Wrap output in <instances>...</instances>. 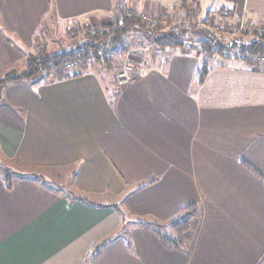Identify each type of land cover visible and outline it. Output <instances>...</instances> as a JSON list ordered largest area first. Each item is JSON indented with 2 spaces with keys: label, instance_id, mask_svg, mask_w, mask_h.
Segmentation results:
<instances>
[{
  "label": "crops",
  "instance_id": "1",
  "mask_svg": "<svg viewBox=\"0 0 264 264\" xmlns=\"http://www.w3.org/2000/svg\"><path fill=\"white\" fill-rule=\"evenodd\" d=\"M123 4L153 17L151 27L165 21L169 35H202L207 15L264 24V0ZM118 8L119 0H0V78L26 63L49 18L99 21ZM137 32L145 40L127 48L136 67L127 86L117 84L120 68L110 78L98 71L101 59L2 90L0 264H264V61L203 69L199 51L164 44L172 51L163 55ZM10 169L55 183L14 173L8 184ZM193 204L200 219L190 245L165 243L166 226Z\"/></svg>",
  "mask_w": 264,
  "mask_h": 264
},
{
  "label": "rangeland",
  "instance_id": "2",
  "mask_svg": "<svg viewBox=\"0 0 264 264\" xmlns=\"http://www.w3.org/2000/svg\"><path fill=\"white\" fill-rule=\"evenodd\" d=\"M119 2L121 3V8L115 10V12L110 15V17L103 18V20L100 19L99 21L95 18H92L88 22H81L77 20L66 22L60 21L56 18H49L47 22H45L42 25L41 29L38 31L36 45L35 48L32 49V52L35 53L40 47H46V50L49 53H57L66 50L68 51L70 49L82 45L83 43L87 42V39L85 38V27L87 25L93 27H101L103 25H108L111 22L116 21L119 10L127 11L125 9V5L123 4V0H119ZM218 17L219 16L207 15L204 18L203 25L205 26V29L203 30L202 35L200 36L193 35L194 32L192 33V35H190V33L188 34V31L187 33L181 32V34L174 31V35H169V33L165 32L166 27H164L163 25L166 23L165 21H161L162 25L152 27L155 31L156 29L159 30L160 27L161 30H164L165 33L161 32L160 34L163 36L162 39L159 36H154L155 33L154 35H152L150 32L145 30H128L127 32L122 34L120 41L115 47L112 48L109 46H104V51L106 52L105 58L103 59L105 61V66L100 69L98 67V71L107 75V78H110V74H112V71L115 66L116 68L121 69L123 64H125L126 62L133 63V65L135 66L134 61L132 59L134 57V54L130 52L127 48L141 45L142 39L144 42L145 38H142L141 34L137 31H144L147 34V41L145 44L152 43L153 41H158L157 43H154L155 45L157 44L162 48V52L166 50V45L164 44H169L171 47L172 45L175 46L179 44L182 45L183 50L193 49L199 51V53H201L203 56V61L206 62L207 65H210L211 62L214 61L223 62V60L227 61L228 59L243 60L249 58H257L258 53L254 54L253 51L250 50V48H248L247 46L253 41H264V31L262 30L264 28V24L255 25L252 21H250V19H247L245 17H240L237 20H227L225 18ZM151 18L154 19L153 17ZM142 19L144 22H146L147 25H150V27L152 24H155L154 22L149 21L144 17H142ZM196 24L197 23H190V26L195 27ZM198 26L201 27L202 24L197 25V27ZM215 39H217L216 42L214 41ZM145 44L142 47H144ZM170 51L172 50L167 49L168 53L165 51L163 55H165L166 53L169 54ZM138 54H140V50H138ZM124 55H128L129 58L126 59ZM82 61H85L86 63L93 62L92 60H88V57L77 59L73 61L74 65L69 68L77 66ZM26 66L27 63L17 65V67H15V71L17 73H20L23 70H26ZM65 68H68L67 64ZM54 71H56V69L52 70V72ZM0 163L7 166V160L4 159L1 152ZM8 171L9 170H6V172ZM56 179L57 181L64 183L65 185L69 184V177H66L64 175L57 177ZM45 180H43V182H46V184H48L49 186L51 184L54 185L55 183L54 181L49 180L48 178H45ZM73 194L76 195V193L74 192ZM192 240H189V243H191Z\"/></svg>",
  "mask_w": 264,
  "mask_h": 264
},
{
  "label": "trees",
  "instance_id": "3",
  "mask_svg": "<svg viewBox=\"0 0 264 264\" xmlns=\"http://www.w3.org/2000/svg\"><path fill=\"white\" fill-rule=\"evenodd\" d=\"M128 30H145L150 33H154V28L147 25L143 21L141 15L136 12L122 11L119 10L118 16L115 22H111L108 25H103L101 27H93L87 25L85 27V38L87 39L82 45L75 47L70 50L61 51L57 53H49L46 47H40L33 53L31 52L27 57L26 70L17 73L14 69H9L4 76L0 78V99L2 95V90L4 87L12 82L26 81L32 84L41 81L46 77H50L52 70H63L67 63L70 61H75L77 59L87 58L88 56H93L94 62L100 61L105 58L106 52L104 51V46L115 47L123 33ZM254 54L258 55L264 53V41H253L247 46ZM204 67L206 64L204 62ZM205 70H203L202 75ZM2 164V163H0ZM14 173L21 175H30L38 179L45 180L42 174L34 171H25L23 173L15 172V170L10 169L4 178L10 184V179ZM46 181V180H45ZM80 199H84L79 197ZM200 212L199 206L193 204L188 206L184 212L171 220L166 228L169 230V234L165 233L163 236L164 242L167 244H172L178 248H186L190 245V241L194 239L198 223ZM156 231H159L162 226L159 224H149ZM192 242V241H191ZM98 252L94 255L97 256Z\"/></svg>",
  "mask_w": 264,
  "mask_h": 264
},
{
  "label": "built area",
  "instance_id": "4",
  "mask_svg": "<svg viewBox=\"0 0 264 264\" xmlns=\"http://www.w3.org/2000/svg\"><path fill=\"white\" fill-rule=\"evenodd\" d=\"M144 18L154 23L156 22V20L152 19L150 16H144ZM262 30L264 31V28ZM214 41L216 42L217 39H215ZM258 57L264 61V54H260L258 55ZM88 60L94 61V58L92 56H88ZM73 65L74 62L67 63L68 68L72 67ZM135 68L136 67L133 65V63L126 62L125 64H123L122 68L117 73V84L121 87L130 84L133 78L132 73L134 72Z\"/></svg>",
  "mask_w": 264,
  "mask_h": 264
}]
</instances>
